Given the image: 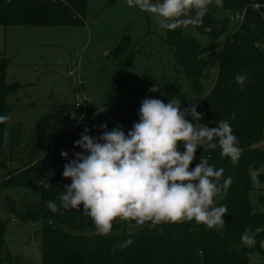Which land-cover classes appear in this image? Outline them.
<instances>
[{
  "label": "trees",
  "instance_id": "1",
  "mask_svg": "<svg viewBox=\"0 0 264 264\" xmlns=\"http://www.w3.org/2000/svg\"><path fill=\"white\" fill-rule=\"evenodd\" d=\"M87 0H0V25L73 26L81 25L86 13ZM222 8L242 12V19L227 32L228 21L216 17L212 5L203 23L193 28L208 37L202 45L191 35L183 33V26L166 30L165 42L170 48L177 70L188 79L199 93L203 89L200 78L215 65L216 72L211 89L199 96L197 111L205 116L208 127H216L219 120L228 121L239 140L241 156L233 165L230 158L221 157L220 149L199 147L196 156L211 154L210 163L224 168V176L232 177V184L217 205H226L228 212L222 217V228L209 229L195 221L162 223L150 227L135 221H113L107 236L98 235L92 219L80 211L60 208L56 213L46 206L53 193L58 203L65 181L62 173L54 172L46 188L36 201L25 194L14 199L5 195L4 204L14 219L24 223L40 222L34 233L38 239L43 264H248L253 253L262 257L264 264V200L262 210H253L249 200L252 189L251 169L264 163V0H223ZM132 38L124 32L118 43L109 51L116 61L119 83L116 90L125 86L126 71L134 61L136 50L131 48ZM218 50L217 56L216 52ZM8 59L0 56V115H6L8 97L16 93L15 87L5 80ZM238 74H246L243 86L235 81ZM175 88L163 87L162 101L174 99ZM117 91V92H118ZM200 94V93H199ZM141 103L103 104L106 112L99 115L109 121L119 119L125 133L138 121ZM184 108L188 103L183 105ZM190 119L189 117H186ZM82 126V124H81ZM80 134L64 138L59 143L63 151L73 150ZM4 146V124H0V157ZM77 149V148H75ZM178 150L183 151L182 147ZM198 162L193 161L190 168ZM55 162L38 159L18 166L6 173L3 185L30 189L45 175ZM264 183V172L257 174ZM254 235L251 248L241 244L245 229ZM6 223L0 219V264H31L29 260L14 257L5 243ZM131 238L126 248L118 245Z\"/></svg>",
  "mask_w": 264,
  "mask_h": 264
},
{
  "label": "rangeland",
  "instance_id": "2",
  "mask_svg": "<svg viewBox=\"0 0 264 264\" xmlns=\"http://www.w3.org/2000/svg\"><path fill=\"white\" fill-rule=\"evenodd\" d=\"M216 17L228 21L227 32L242 19V12L226 10L213 3ZM86 13L81 25L32 26L0 25V56L8 59L5 80L17 84L16 93L8 97L10 103L4 123V146L0 157V219L6 223L5 243L14 257L27 259L31 264H43L38 239L34 233L40 222L24 223L14 219L4 204V196L17 199L25 194L36 201L54 172L62 173L68 161L61 157L59 143L64 138L81 134L88 127L90 135L99 136V125L121 127L119 119L105 121L96 104L141 103L144 98L162 99L163 87L174 89V99L184 104L199 101L214 82L216 66H210L200 78V94L192 88L180 70L176 69L174 56L165 42L166 29L158 21L136 7H128L125 0H87ZM128 32L131 48L136 50L133 63L126 71L127 82L116 90L119 74L116 61L109 51ZM183 33L193 36L202 45L208 37L198 33L193 26L183 27ZM218 50L216 52L217 56ZM157 88L155 92L150 91ZM118 91V92H117ZM82 96V98H81ZM80 97V105H76ZM96 103V104H95ZM203 114V113H202ZM190 118V117H189ZM206 125L205 116L199 121ZM82 124V126H81ZM95 126V127H94ZM122 128V127H121ZM123 129V128H122ZM124 130V129H123ZM6 139V142H5ZM182 147V143L178 145ZM77 148L66 150L68 158ZM49 159L55 165L30 189L3 185L10 170L29 161ZM253 169V168H252ZM249 200L252 209L262 210L264 183L256 175L264 172V163L253 173ZM65 185L71 183L64 178ZM50 200H54L53 193ZM264 248V240L261 241ZM262 257L253 253L248 264H261Z\"/></svg>",
  "mask_w": 264,
  "mask_h": 264
},
{
  "label": "clouds",
  "instance_id": "3",
  "mask_svg": "<svg viewBox=\"0 0 264 264\" xmlns=\"http://www.w3.org/2000/svg\"><path fill=\"white\" fill-rule=\"evenodd\" d=\"M125 3L150 14L158 21V27L166 30L198 26L210 5L223 6V0H125ZM246 79V74L235 76L241 86ZM180 104L172 99L165 103L155 97L144 98L138 109V121L127 133L121 127L108 130L107 124L102 123L101 134L94 136L84 127L73 145L82 151H73L72 159L67 152L60 153L68 161L62 176L70 178L71 183L60 191L58 203L46 202L47 208L56 213L60 208L80 211L83 205L84 213L102 236L112 231L117 218L135 221L140 227L145 223L156 227L162 223L195 221L209 229L222 228L225 225L222 217L228 208L215 201L224 198L232 177H225L223 167L216 168L210 163V152L197 157L196 151L199 147L203 152L219 147L221 157L230 158L235 165L242 151L239 140L228 121L219 120L216 127L210 128L199 122L203 114L197 111L196 102H190L183 110ZM96 107L94 115L107 111L103 103ZM8 119L7 115H0V124ZM181 143L183 151L178 150ZM240 239L249 248L256 243L247 228ZM131 244L129 238L118 246L123 249Z\"/></svg>",
  "mask_w": 264,
  "mask_h": 264
},
{
  "label": "built area",
  "instance_id": "4",
  "mask_svg": "<svg viewBox=\"0 0 264 264\" xmlns=\"http://www.w3.org/2000/svg\"><path fill=\"white\" fill-rule=\"evenodd\" d=\"M81 98H82V96H81ZM81 98L80 97H76V99L78 100L77 102H76V105L78 106V105H80V101L79 100H81Z\"/></svg>",
  "mask_w": 264,
  "mask_h": 264
},
{
  "label": "crops",
  "instance_id": "5",
  "mask_svg": "<svg viewBox=\"0 0 264 264\" xmlns=\"http://www.w3.org/2000/svg\"><path fill=\"white\" fill-rule=\"evenodd\" d=\"M254 171V170H253ZM256 171H254V172H252V176H253V178H254V175H253V173H255ZM257 173V172H256ZM256 178H257V175H256Z\"/></svg>",
  "mask_w": 264,
  "mask_h": 264
}]
</instances>
